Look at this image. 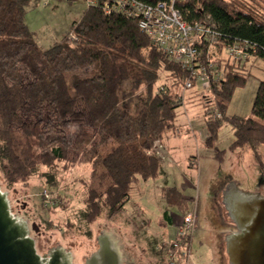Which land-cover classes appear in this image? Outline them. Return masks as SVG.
Masks as SVG:
<instances>
[{"label":"trees","instance_id":"16d2710c","mask_svg":"<svg viewBox=\"0 0 264 264\" xmlns=\"http://www.w3.org/2000/svg\"><path fill=\"white\" fill-rule=\"evenodd\" d=\"M37 1L0 0V175L8 187L39 177L59 188L60 165L71 171L73 152L80 154L91 165L81 211L91 224L123 210L139 178L164 172L152 151L179 126L180 89L191 71L155 45L137 19L108 13L104 0H89L61 41L42 49L26 19ZM177 1L187 20L220 33L221 47L245 39L256 46L241 64L217 59L224 77L207 88L216 106L205 111L206 145L213 146L227 121L235 135L231 148L251 152L262 166L264 81L251 116H227L226 109L247 83L249 61L264 60V0ZM200 45L208 58V46ZM163 192L170 205L186 211L190 199L176 186Z\"/></svg>","mask_w":264,"mask_h":264},{"label":"rangeland","instance_id":"374dc122","mask_svg":"<svg viewBox=\"0 0 264 264\" xmlns=\"http://www.w3.org/2000/svg\"><path fill=\"white\" fill-rule=\"evenodd\" d=\"M86 9V0H38L28 9L27 24L36 33L39 46L48 49L61 41L70 31V26L83 17ZM223 54L226 55V51ZM243 72L248 76L247 83L236 90L226 109L227 116L252 115L258 85L264 81V62L249 63ZM180 91L183 104L178 108L179 123L188 116L196 119L205 117L206 109L216 106L201 80ZM218 134L213 146H198L191 141L184 143L180 150L182 153L176 154L178 163L167 166L169 161L163 160L164 174L159 178H139L123 210L113 217L101 216L91 224L81 218L87 190L83 179L90 174L91 165L76 152H73L76 163L71 171L63 172L61 165L57 171L58 178H62L59 188L48 186L39 177L32 178L27 185L8 187L1 175L0 185L9 192L14 212L29 222L40 254L47 253L48 247L52 248L58 241L73 252V264H81L85 244H88L89 251L96 252L97 234L104 229L106 232L112 230L117 235L116 239H123H119L118 245H124L120 248L125 261L132 251L136 261L142 264H156V259L160 264H171L173 261H176L175 264H229L225 238L234 223L227 222L226 209L221 208V189L234 178L243 189L264 194V145L259 149L263 161L261 166L251 152L243 153L240 148H231L235 135L230 123L226 121ZM182 135L186 136V132L182 131ZM219 151L223 153L219 154ZM185 152L188 153L187 160L183 158ZM219 155H223L224 159ZM191 159L196 160L193 166ZM174 185L190 199L185 212L170 205L164 196V189ZM46 205L51 206L47 208ZM190 210L198 213V226L190 235V241L180 240V252L170 258L168 250L176 240L178 224L183 223L186 212ZM169 215L174 217L173 225ZM100 224L104 227L99 229ZM90 230L91 237L88 235Z\"/></svg>","mask_w":264,"mask_h":264},{"label":"water","instance_id":"95a60500","mask_svg":"<svg viewBox=\"0 0 264 264\" xmlns=\"http://www.w3.org/2000/svg\"><path fill=\"white\" fill-rule=\"evenodd\" d=\"M222 207L235 229L226 234L229 264H264V194L243 189L235 179L222 189ZM103 226L99 225V229ZM104 227V226H103ZM112 230H99L96 252L88 244L81 264H125L123 251ZM123 239H121L122 241ZM56 242L47 253H39L29 222L12 209L9 192L0 185V264H73V252Z\"/></svg>","mask_w":264,"mask_h":264},{"label":"built area","instance_id":"2783aa9c","mask_svg":"<svg viewBox=\"0 0 264 264\" xmlns=\"http://www.w3.org/2000/svg\"><path fill=\"white\" fill-rule=\"evenodd\" d=\"M177 0H104L107 12L117 11L129 18L137 19V23L153 43L160 47L171 59L182 68L191 71V80L186 88H191L196 80L203 81L204 89L211 82L223 79V69L217 66V59H227L231 64H241L255 51L256 46L249 40H236L220 46V33L211 25L187 20L177 5ZM201 43L208 46V58L204 59ZM219 47L222 52H219ZM226 51V55H224ZM220 116V113H216ZM181 131L177 130V134ZM158 143H156L157 145ZM154 146L153 153L159 158L160 152ZM47 191V190H46ZM49 198L48 194H45ZM199 216L196 210L186 212L176 240L169 246L170 257H175L181 246L180 240L187 242L197 228ZM184 254V252H182Z\"/></svg>","mask_w":264,"mask_h":264},{"label":"crops","instance_id":"0c3cea01","mask_svg":"<svg viewBox=\"0 0 264 264\" xmlns=\"http://www.w3.org/2000/svg\"><path fill=\"white\" fill-rule=\"evenodd\" d=\"M89 4H90L89 0H86L87 8L90 6ZM86 11H87V9L84 11V13ZM252 59H253V57H251V60ZM259 61L264 62V60L257 58L256 60H253L252 62L249 61V63L257 64ZM178 124H179V126L177 127V129L175 131L172 130L171 132L167 133L165 135V137L162 140H160V142H158V144L156 145L157 151L160 152L159 159L161 161H163L165 159H167L169 161L168 162L169 164H167V162L164 163V164H167V166H172V164L178 163V159L176 158V154L182 153L180 150L183 147L184 143L191 141L192 143H194L198 146H200V145L205 146L206 145V138H207L208 134H207V124L205 123V117H198V119H196L193 117L190 118L188 116L187 119H185V121H183L181 123L178 122ZM183 128H185V130H183ZM177 130L181 131L180 134H177ZM182 131L186 132V136L182 135ZM242 152L244 153L245 151L242 150ZM187 157H188V153L185 152L184 156H183L184 160L185 159L187 160L188 159ZM195 162H196V160L191 159V163H190L191 166L195 165ZM162 167H163V162H162ZM163 170H164V172L162 174H164L166 172V170L164 168H163ZM174 186H176V185H174ZM176 187L182 192V190L178 186H176ZM183 195L185 196L184 192H183ZM186 197L189 198L188 196H186ZM169 219H170V223L173 225L175 223L173 215H170ZM197 224H198V222H197ZM180 226L181 225L178 224V228H180ZM175 237H176V235H175ZM170 250L171 249L169 248V250H168L169 255H170ZM179 252H180V250H178V251L176 250L175 255L178 254Z\"/></svg>","mask_w":264,"mask_h":264},{"label":"flooded vegetation","instance_id":"af4514ba","mask_svg":"<svg viewBox=\"0 0 264 264\" xmlns=\"http://www.w3.org/2000/svg\"><path fill=\"white\" fill-rule=\"evenodd\" d=\"M235 229V225H233L232 227H231V231H233ZM230 231V232H231ZM98 248V247H97ZM130 255L128 256V260H126V262H125V264H142L143 262H141V261H136V258H134V254H133V252L131 251V253H129ZM170 258H174V257H170ZM157 261H156V264H160V262H159V260L158 259H156ZM174 263H172L171 262V264H175L176 263V261H173Z\"/></svg>","mask_w":264,"mask_h":264},{"label":"bare ground","instance_id":"6f19581e","mask_svg":"<svg viewBox=\"0 0 264 264\" xmlns=\"http://www.w3.org/2000/svg\"><path fill=\"white\" fill-rule=\"evenodd\" d=\"M188 241H190V240H188Z\"/></svg>","mask_w":264,"mask_h":264}]
</instances>
